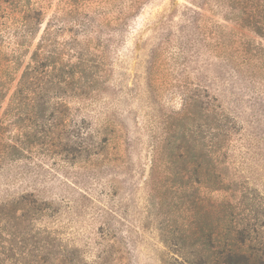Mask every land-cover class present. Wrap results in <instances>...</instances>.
Returning <instances> with one entry per match:
<instances>
[{"label": "rangeland", "instance_id": "1", "mask_svg": "<svg viewBox=\"0 0 264 264\" xmlns=\"http://www.w3.org/2000/svg\"><path fill=\"white\" fill-rule=\"evenodd\" d=\"M46 29L58 52L95 49L103 79L95 96L58 100L69 110L64 116L63 105L53 110L59 127L45 140L55 142L51 152L33 145L0 168V206L28 197L41 210L33 211L32 223L41 242L31 238L21 251L31 254L36 245L49 253L48 240L86 264H169L176 258L164 243L168 222L154 191L162 180L154 178L152 161L171 115L198 96L216 101L236 126L229 175L264 197V40L240 27V0L0 3L2 58L23 48L0 118ZM66 136L72 140L67 150Z\"/></svg>", "mask_w": 264, "mask_h": 264}, {"label": "trees", "instance_id": "2", "mask_svg": "<svg viewBox=\"0 0 264 264\" xmlns=\"http://www.w3.org/2000/svg\"><path fill=\"white\" fill-rule=\"evenodd\" d=\"M240 27L264 40V0H240ZM22 49H16L11 59L2 58L0 52V112L16 80ZM94 51L70 46L58 52L46 29L0 118V168L5 161L18 162L33 145L48 146L51 152L55 142L45 140L55 136L59 127L53 110L63 105L62 116L69 110L58 100L76 95L89 98L101 89L103 75ZM246 63L244 58L242 64ZM185 102L180 112L171 115L173 124L152 161L154 178L162 180L154 191L168 222L164 243L176 255L169 264H264V197L229 175L236 126L208 97ZM64 139L67 150L72 140ZM84 142L79 147L87 153ZM218 193L228 196L216 199ZM36 203L22 197L0 206V264H16L18 258L27 257L29 264H86L76 253L67 255L48 240L49 253L39 252L36 245L31 254L21 251L31 238L41 242L32 225L33 211L41 213ZM26 224L33 229L27 231Z\"/></svg>", "mask_w": 264, "mask_h": 264}]
</instances>
